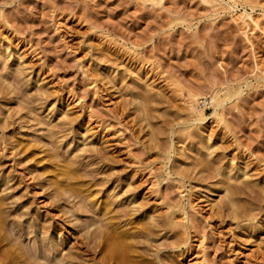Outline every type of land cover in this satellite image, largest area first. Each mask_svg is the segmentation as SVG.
<instances>
[{
	"label": "rangeland",
	"instance_id": "obj_1",
	"mask_svg": "<svg viewBox=\"0 0 264 264\" xmlns=\"http://www.w3.org/2000/svg\"><path fill=\"white\" fill-rule=\"evenodd\" d=\"M0 110V235L20 237L0 240V264L51 235L62 250H41L91 264L108 200L127 260L264 264V0H0ZM66 175L97 206L76 214L82 191L54 203Z\"/></svg>",
	"mask_w": 264,
	"mask_h": 264
},
{
	"label": "bare ground",
	"instance_id": "obj_2",
	"mask_svg": "<svg viewBox=\"0 0 264 264\" xmlns=\"http://www.w3.org/2000/svg\"><path fill=\"white\" fill-rule=\"evenodd\" d=\"M161 0H158V2H160ZM155 2H157V1H155ZM245 16H251V14H249V13H247V14H245ZM255 19H253V21H254ZM256 22H257V25H259L258 23V21L257 20H255ZM254 21V22H255ZM255 22V23H256ZM8 89V88H7ZM14 89V88H13ZM12 89V90H13ZM38 90V89H37ZM42 90V89H41ZM44 90V89H43ZM232 93V92H231ZM231 93H228V94H230L231 95ZM45 94V93H44ZM226 99V98H225ZM224 98L223 99H221L220 97L218 98V96H216V95H212L211 96V102L213 103V102H215L216 103V110L214 111V113H213V115L214 116H217V115H221L219 112H218V108L223 104V101L225 100ZM228 99V98H227ZM226 99V100H227ZM188 102H189V108H191V109H193V110H196V111H198V114H200V115H202L203 114V107H201V109L199 108V106L201 105V102H203V104H205L206 103V101H201V99H200V97H199V94H197V93H195V92H189V98H188ZM224 105V104H223ZM23 106V105H22ZM204 106V105H203ZM227 106V105H226ZM230 107V106H229ZM1 111V110H0ZM6 121V120H5ZM1 122H3V120L1 121ZM0 122V123H1ZM7 123L8 122H6L5 124L7 125ZM2 126H3V124H2ZM8 126V125H7ZM1 127V126H0ZM2 128V127H1ZM51 132V131H50ZM50 136V135H49ZM62 140V139H61ZM23 140H20L19 141V143H21V145H24L23 143ZM53 142V141H52ZM28 143V142H27ZM29 144V143H28ZM28 144H26V145H28ZM26 145H24L23 146V148L21 149V151H23L24 153L25 152H28V149L30 150V148H29V145H28V147L26 146ZM16 146V148L17 147H19V145H15ZM15 146H13L14 148H15ZM33 146H36V147H38L37 146V144H33ZM90 146V145H89ZM206 146V145H205ZM213 146V145H212ZM12 147V146H11ZM22 147V146H21ZM31 147V146H30ZM35 147V148H36ZM11 149V148H10ZM101 150V149H100ZM13 152V151H12ZM11 152V154H13ZM37 152H34V151H30V152H28V154L29 155H31L32 157L34 156V154H36ZM106 153V152H105ZM27 157H28V155H26ZM50 156H54V152L52 151V153L50 154ZM56 156V155H55ZM54 156V157H55ZM104 156V155H103ZM65 157V156H64ZM26 158V157H25ZM24 158V159H25ZM29 158H31V157H29ZM56 158V157H55ZM201 159V158H200ZM200 159H199V161H200ZM21 160V159H20ZM68 160V159H67ZM115 160V159H114ZM16 161V160H15ZM116 161V160H115ZM20 162V161H19ZM59 162V161H58ZM65 162V161H64ZM205 162V161H204ZM21 163V162H20ZM70 163H72V162H70ZM213 163V162H212ZM56 164V166H59V165H61V164H57V161H54V165ZM67 165V164H66ZM190 165V164H189ZM206 165V164H205ZM42 166V165H41ZM48 166V165H47ZM52 166V165H51ZM56 166H52L53 167V169L51 170L52 171V173H53V175H55V174H63L64 175V170L62 171L61 169H57L56 168ZM68 166H70V164H68ZM49 167V166H48ZM63 167V166H62ZM72 166H70V168L68 169L67 167V170H69V173H72V174H76V168L74 169V168H71ZM41 168H43V170H46L47 168H46V165L45 166H42ZM188 168V167H187ZM193 168V167H192ZM51 169V168H50ZM66 170V169H65ZM66 170V171H67ZM179 170V169H178ZM189 170V169H188ZM42 171V170H41ZM48 171V170H47ZM65 171V172H66ZM192 171V170H191ZM40 172V171H39ZM43 172V171H42ZM68 172V171H67ZM95 172V171H94ZM193 172V171H192ZM245 172V171H244ZM80 173V172H79ZM85 173V172H84ZM83 173V174H84ZM185 173V172H184ZM61 174V175H62ZM66 174V173H65ZM111 174V173H110ZM228 174V173H227ZM68 175V174H67ZM67 175H66V178H64L63 180H59V181H53L52 182V184H53V186L55 187V191L54 192H57V191H59L58 192V194H55V199H54V203H56V201H59V202H61L60 200H63V202H65V201H68L69 200V197L71 198V196L70 195H72V194H74V192L75 191H78V193L79 192H81L83 195L82 196H84L83 198H85V199H83L84 200V202L83 203H81L83 200H79V201H76L77 202V204H78V202H79V204L77 205L76 204V206H78L77 208H76V211H77V213L76 214H80L79 212H82L83 213V211L85 210V209H92V206H95L98 202L97 201H91L90 199H88L89 197H88V195H89V193L88 192H86V190L84 189V188H76V186H75V184L73 185V182L72 181H75V180H72V181H70L71 179H70V176L67 178ZM77 175V174H76ZM180 175H182V174H180ZM186 175H188V174H186ZM26 176V175H25ZM56 176V175H55ZM79 176V175H78ZM86 176V175H85ZM183 176V175H182ZM185 176V175H184ZM38 177V176H37ZM51 177V176H50ZM83 177H84V175H83ZM97 177V176H96ZM181 177V176H180ZM186 177V176H185ZM25 178V177H24ZM78 178H80V177H78ZM38 179V178H37ZM68 179H70V180H68ZM82 179V178H81ZM84 179V178H83ZM54 180H56V179H54ZM49 181H52V179L50 180L49 179ZM78 182V181H77ZM80 182V181H79ZM89 182V181H88ZM179 182H181V181H179ZM38 183H40V181L38 180ZM50 183V182H49ZM92 183V182H91ZM227 183V182H226ZM78 184V183H77ZM181 184V183H180ZM229 184V183H228ZM79 185V184H78ZM89 185H90V183H89ZM44 186V185H43ZM82 186V185H81ZM227 186V185H226ZM225 186V187H226ZM83 187V186H82ZM225 187H223V188H225ZM231 187V186H230ZM12 188V187H11ZM76 188V190H74ZM219 188V187H218ZM80 191H79V190ZM232 189V188H231ZM231 189H229V190H231ZM236 189V188H235ZM57 190V191H56ZM228 190V189H227ZM88 191V190H87ZM234 191V190H233ZM37 192V191H36ZM70 193L69 195L67 194V193ZM90 192V191H89ZM231 192V191H230ZM52 193V192H51ZM64 193H65V195H64ZM77 193V194H78ZM81 193H79V194H81ZM232 193V192H231ZM230 193V194H231ZM78 194V195H79ZM227 194V193H226ZM228 194H229V191H228ZM227 194V195H228ZM234 194V193H233ZM237 194V193H236ZM62 196V197H61ZM63 196H68V198H66V197H63ZM80 196V195H79ZM82 196H80V197H82ZM231 196V195H230ZM230 196H229V198H230ZM77 197V196H76ZM91 197H93V196H91ZM53 198V197H52ZM78 198V197H77ZM232 198V197H231ZM82 199V198H81ZM53 200V199H52ZM88 200H90L91 202H89ZM107 200V199H106ZM230 200V199H229ZM109 201V200H108ZM107 201V202H108ZM1 202H2V200H0V232L3 230V228L2 227H4L5 225H4V222H5V219H6V216H4V214H3V208H2V204H1ZM106 202V201H105ZM104 202V203H105ZM105 203V205L106 206H104L103 208V210H100L101 212L100 213H102L103 214V216L105 217V218H107V219H105V218H103L104 220H107L108 221V219H110V220H112V219H114V215H113V213H111L112 211H111V208L110 207H112V206H110L111 204L109 203ZM228 202H230V201H228ZM233 202H234V199H233ZM49 203V202H48ZM69 203H73V202H70L69 201ZM231 203V202H230ZM57 204V203H56ZM74 204V203H73ZM93 204V205H92ZM95 204V205H94ZM102 204V203H101ZM235 204V203H234ZM89 205H92L91 206V208H89L88 206ZM194 205V204H193ZM97 206V205H96ZM122 206V205H121ZM134 206V205H133ZM137 206V205H136ZM141 206V205H140ZM233 206H235V205H233ZM4 207V206H3ZM127 207V206H126ZM138 207V206H137ZM5 208V207H4ZM136 208V207H135ZM134 207H133V211L131 212V211H129V212H131L130 214H131V216L136 212V211H138V208L135 210V212H134V209H135ZM65 209V208H64ZM71 209V208H70ZM87 209V210H88ZM113 209V208H112ZM180 210H181V208H179ZM184 209V208H183ZM182 209V210H183ZM87 210H85V211H87ZM97 210V209H96ZM127 210V209H126ZM123 211V212H125L126 214H129V212H128V210L127 211ZM181 210V211H182ZM20 211H21V209H20ZM27 211H28V209H27ZM26 210L24 211H21L20 213H18L19 211H17V210H15L14 209V211L13 212H11V211H7V209L5 210V213H7L8 212V215L7 216H11L12 214H17L20 218L22 217H24V216H27V215H29L28 214V212H27ZM60 211V210H59ZM121 211V212H122ZM89 212V211H88ZM134 212V213H133ZM183 212H184V214H185V211L183 210ZM235 212V211H234ZM238 212V211H237ZM69 213V212H68ZM73 213H75V212H73ZM73 213H71V215L70 216H68V217H71L72 215H73ZM97 213V212H96ZM114 213H115V211H114ZM125 213H124V217L123 218H125L127 215H125ZM133 213V214H132ZM67 214V213H66ZM94 214V213H93ZM123 214V213H122ZM130 214L128 215V216H130ZM187 214V213H186ZM59 215V214H58ZM82 215V214H81ZM154 215V214H153ZM13 216V215H12ZM57 216V215H56ZM62 216V215H61ZM101 216V215H100ZM118 216H122V215H118ZM97 217H99L98 215H97ZM154 217V216H153ZM152 217V218H153ZM184 217V216H183ZM14 218V217H13ZM102 218V217H101ZM119 218V217H118ZM131 218V217H130ZM136 218V217H135ZM59 219V218H58ZM61 219V218H60ZM81 219V218H80ZM95 219V218H94ZM126 219H127V217H126ZM151 219V218H150ZM191 219V218H190ZM78 220V219H77ZM86 220H87V218H86ZM92 220V219H91ZM110 220L108 221L109 223H105L104 224V226H105V228H102L103 230H101L102 232H103V237H102V239H100V241H98L99 243H98V246L100 247V249H98V250H96V249H94L95 248V246L94 247H92L93 249H91V247L90 246H87V248H88V251L90 252V253H92L91 254V257H92V259H90V260H92L91 262V264H155V263H153V262H145L144 263V261L143 262H141V259H140V261H137V260H127L128 259V252H130V247H131V245L132 244H130V242L127 240L128 239V236L127 235H129L128 234V232H120V230L118 231V229L117 228H119L118 227V225L116 224L115 226L117 227H115L114 226V224L113 223H111L110 222ZM134 220V219H133ZM56 221V220H55ZM72 221V220H71ZM100 221V220H99ZM115 221V220H114ZM126 221V220H125ZM132 221V220H131ZM130 221V219H129V221H127V222H131ZM136 221V220H135ZM138 221V220H137ZM146 221V220H145ZM156 221V220H155ZM178 221V220H177ZM177 221L176 222H174V221H172L171 223L174 225V227H178V226H182V228L184 227V228H186V226L184 225V223H182V221L180 222V224H179V222L177 223ZM189 221H191V220H189ZM45 222V221H44ZM80 222V221H79ZM79 222H77V223H75V225H77V227H80L81 225H82V219H81V224L79 223ZM84 222V221H83ZM86 222V221H85ZM126 222V223H127ZM133 222V221H132ZM141 222V221H140ZM140 222L138 221V222H136V224L137 223H139L140 224ZM142 222H144V221H142ZM141 222V223H142ZM150 222V221H149ZM157 222V221H156ZM168 222V221H167ZM185 222V221H184ZM6 223V222H5ZM46 223V222H45ZM55 223V222H54ZM88 223V222H87ZM91 223H95V222H91ZM99 223V222H98ZM97 223V224H98ZM110 223L112 224V225H110ZM125 223V224H126ZM152 223H154V224H156L155 222H151V224ZM163 223V222H162ZM161 223V224H162ZM170 222H168V223H166L165 222V224H169ZM170 223V224H171ZM182 223V224H181ZM44 224V223H43ZM86 224V223H85ZM134 224V225H133ZM139 224H137L136 225V227L139 225ZM145 224V223H144ZM143 224V225H144ZM147 224V223H146ZM150 224V225H151ZM159 224V227H161L160 226V223H158ZM4 225V226H3ZM55 225H56V223H55ZM55 225L54 224H52V225H50V226H54L55 227ZM57 225H59V224H57ZM91 225V224H90ZM93 225V224H92ZM103 225V224H102ZM120 225V224H119ZM122 225V224H121ZM128 225V224H127ZM132 225L133 226H135V222L134 223H132ZM149 225V224H148ZM167 225H166V227H167ZM187 225V224H186ZM192 225V224H191ZM8 226V225H7ZM46 227H47V225H45ZM103 226V227H104ZM140 226V225H139ZM138 226V228H140ZM147 226V225H146ZM154 226H158V225H153L152 224V227H154ZM162 226H165V225H162ZM33 227V226H32ZM100 227V226H99ZM115 227V228H114ZM124 227V226H123ZM143 227H144V229H145V226H142V229H143ZM149 227V226H148ZM151 227V226H150ZM158 227V228H159ZM168 227H171L172 228V226H168ZM173 227V228H174ZM196 227V226H195ZM9 228V227H8ZM42 228V227H41ZM45 228V227H44ZM49 228H51V227H49ZM84 228V227H83ZM86 228V227H85ZM122 228V227H121ZM120 228V229H121ZM157 228V227H156ZM156 228H154V231H156L157 229ZM164 228V227H163ZM7 229V228H6ZM11 229V228H10ZM36 229V228H35ZM56 229V228H55ZM124 229V228H123ZM134 229V228H133ZM141 229V228H140ZM139 229V230H140ZM141 229V230H142ZM149 230H151L150 228H148ZM156 229V230H155ZM180 229H181V227H180ZM180 229H179V231H180ZM9 230V229H8ZM12 230V229H11ZM10 230V231H11ZM26 230V228L23 230V231H25ZM90 230V229H89ZM104 230H106V231H104ZM126 230V229H125ZM172 230V229H171ZM177 230H178V228H177ZM182 230V229H181ZM186 230V229H185ZM184 230V231H185ZM17 231L19 232L18 233V235L20 234V231H22V230H16V233H17ZM46 231H49L48 229H46ZM83 231V230H82ZM88 231V230H87ZM133 231V230H132ZM135 231H136V229H135ZM142 231H144V230H142ZM145 231H147V230H145ZM105 232H106V236H105ZM134 232V231H133ZM138 232V231H137ZM141 232V231H140ZM150 232V231H149ZM148 232V233H149ZM13 233V232H12ZM98 233V232H97ZM100 234H101V232H99ZM127 235H126V234ZM131 233V232H130ZM146 233V232H145ZM148 233L146 234V235H148ZM151 233H153V231H151ZM151 233H149V235H151ZM184 233V232H183ZM186 233V232H185ZM11 234V233H10ZM14 234V233H13ZM89 234V233H88ZM87 234V235H88ZM95 234V233H94ZM93 234V235H94ZM180 233H178V235H179ZM22 235V234H21ZM20 235V236H21ZM86 235V236H87ZM132 235V234H131ZM13 236V235H12ZM15 237H19V236H16V235H14ZM13 236V237H14ZM52 236V235H51ZM47 237V236H45V237H43V239H42V241H40V243L39 244H41L42 245V242H43V244L44 245H42V247H40L39 246V248H37V249H39V250H35V252H31V249H23V248H21V250H16V252H13L14 254H16L17 256H19L20 258H21V260H25V262H26V260H28V263H26V264H31V262H29V261H31L32 260V258H33V256H36V257H40L41 259L43 258V259H46V260H54V262H55V260H59L58 262H55V264H62L63 262H64V260H66V263L67 264H69L68 263V260L70 261H73V260H77L78 258H79V260H86V259H84L82 256L83 255H81V254H79L78 252V257H76V255H74V253L72 254V252H71V254H69L68 256H66V254H65V256H62V257H59L58 255L59 254H57L58 252L57 251H59V250H62V248H61V245H60V243L58 244V243H55L56 242V240L55 241H53L52 239H53V237ZM91 235L89 234L87 237H84V239L85 240H87V239H90V238H92V236L90 237ZM95 236V235H94ZM130 236V235H129ZM5 237V238H4ZM4 237H2L1 235H0V240L1 241H4L5 239L8 241V240H10V239H12L13 237H9V235H7V236H4ZM41 237V236H40ZM98 237V236H97ZM134 237V236H133ZM132 237V238H133ZM177 237V236H176ZM179 237H181V236H179ZM187 237V236H186ZM20 238V237H19ZM96 238V237H95ZM99 238H101V237H99ZM131 238V237H130ZM137 238V237H136ZM16 239V238H15ZM151 239V238H150ZM154 239V238H153ZM152 239V240H153ZM5 240V241H6ZM84 240V241H85ZM149 240V239H148ZM11 241V240H10ZM13 241V240H12ZM11 241V242H12ZM18 241H19V239H18ZM21 241V240H20ZM19 241V242H20ZM63 241V240H62ZM92 241V240H91ZM178 241V240H177ZM22 242V241H21ZM86 242V241H85ZM133 242H135V241H133ZM150 242V241H149ZM155 242V241H154ZM172 242V241H171ZM96 243V242H95ZM87 244H89L88 242H87ZM94 244V243H93ZM136 244V243H135ZM10 245V244H9ZM20 245H22V244H20ZM51 245H54L55 246V252H57L56 254H54V253H49L48 252V250H49V246H51ZM84 245H86V244H84ZM95 245H97V244H95ZM14 246V245H13ZM23 246V245H22ZM44 246H46V248L48 249H46V250H41V248L43 249V247ZM92 246V245H91ZM137 246V245H136ZM140 246V245H139ZM49 247V248H48ZM132 247H134V246H132ZM131 247V249H133ZM204 247V246H203ZM7 248V247H6ZM12 248V247H11ZM45 248V247H44ZM140 249V248H139ZM149 249V248H148ZM5 252V251H4ZM53 252V251H52ZM74 252V251H73ZM134 252V251H133ZM12 253V252H11ZM131 253V252H130ZM7 254V253H6ZM5 254V255H6ZM62 255V254H61ZM81 255V256H80ZM100 255V256H99ZM131 255V254H130ZM12 256V255H11ZM16 256V257H17ZM86 256V255H85ZM8 257H9V255H8ZM13 257H15V256H13ZM13 257H11V258H13ZM15 257V258H16ZM86 257H88V256H86ZM90 257V258H91ZM19 258V259H20ZM35 258V257H34ZM39 258V259H40ZM89 259V258H88ZM87 259V260H88ZM130 259V258H129ZM13 260V259H12ZM15 260V259H14ZM162 260H163V258H162ZM34 262H36V261H34ZM53 262V263H54ZM80 262V261H79ZM155 262V261H154ZM39 263V262H38ZM65 263V262H64ZM87 263V262H86ZM157 263V262H156ZM33 264H35V263H33ZM40 264H42V262L40 263ZM52 264V263H51ZM73 264V263H72ZM88 264V263H87Z\"/></svg>",
	"mask_w": 264,
	"mask_h": 264
}]
</instances>
